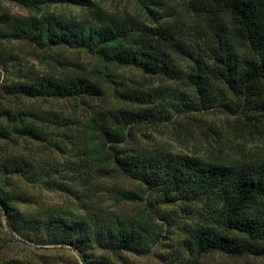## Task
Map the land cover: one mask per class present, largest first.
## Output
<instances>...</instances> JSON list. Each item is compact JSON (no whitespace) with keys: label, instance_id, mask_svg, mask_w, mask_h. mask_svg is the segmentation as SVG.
Here are the masks:
<instances>
[{"label":"trees","instance_id":"1","mask_svg":"<svg viewBox=\"0 0 264 264\" xmlns=\"http://www.w3.org/2000/svg\"><path fill=\"white\" fill-rule=\"evenodd\" d=\"M0 1L29 11L16 22L0 24V67L15 77L0 86L2 101L74 97L86 103L103 93V83L118 84L108 74L110 68L135 69L144 75L143 82L157 77L180 81L184 79V63L189 93L183 94L177 113L209 111L220 100L218 94L225 92L229 97L223 109L233 116L243 115L249 127L259 129L260 137H264V0H182L193 14L192 35L180 28L179 18L164 19L163 0H157L158 5L141 0L149 11L144 19L119 17L97 8L95 22H77L49 11L56 5L95 8L90 0ZM14 41L42 50L77 47L96 56L103 70L52 81L33 73L24 75L22 62L12 47ZM139 84L123 91L116 87L115 92L122 98L117 105L96 110L90 107V117L81 127L76 144L81 149L79 168L99 166L100 177L121 173L142 183L146 194H157L165 205L183 203L189 208L206 200L204 208L209 214H200L202 222L190 232V247L200 256H260L258 245L264 244V159L160 157L126 149L134 126L171 119L162 98L151 99L150 94L160 89L152 86L144 90L145 84ZM16 137L47 143L51 140L50 127L26 109L1 103L0 142ZM33 165L34 160L27 155H0V228L6 226L9 236L34 245L71 247L79 253L95 249L103 258L108 257V264H117L123 253L151 254L157 234L165 229L153 211L92 224L79 218L75 222L42 217L33 220L31 214L19 210L18 204L31 197L13 183L18 177L28 176ZM119 195L133 203L145 200L131 191ZM226 232L236 233L239 239ZM6 247L0 239V264H21L17 259H5ZM83 261L93 264L90 255H85Z\"/></svg>","mask_w":264,"mask_h":264},{"label":"rangeland","instance_id":"2","mask_svg":"<svg viewBox=\"0 0 264 264\" xmlns=\"http://www.w3.org/2000/svg\"><path fill=\"white\" fill-rule=\"evenodd\" d=\"M89 1V0H87ZM95 8L61 6L50 8L54 16H65L77 22H95V9L108 14L125 17L127 15L149 17L147 5L141 0H90ZM161 9L166 14L164 19L179 18L181 29L192 35L193 14L188 11L182 0H163ZM160 2L148 0V4ZM162 13V12H161ZM29 11L9 1H0V24L16 22L17 17H26ZM14 53L21 60L22 73H33L37 77L65 80L90 75L93 71L103 70L96 56L77 47H53L42 50L36 45L21 41L12 44ZM183 78L187 76V65L182 63ZM185 70V71H184ZM108 74L118 83L112 86L103 83V93L86 103L74 97H47L40 99H11L0 105L26 109L32 112L40 123L49 125L50 142L44 143L26 137H16L8 142H0V155L4 158L10 154L32 157L33 170L28 176L18 177L14 185L31 197L27 202L18 204L21 211L32 215V219L42 217L49 219L75 218L85 223L101 224L118 217H134L142 211H153L158 223H164L165 229L157 234L158 241L149 255L123 253L117 264H264V244L258 245L261 255L247 256L242 259L229 258L223 254L200 256L190 247L191 230L201 221V213L209 214L204 208L205 201L188 208L183 203L177 205L162 204L157 194H146L144 185L121 173L100 177L98 167L79 168L81 127L88 122L91 108L112 107L122 98L115 92L123 89L137 88L139 82L145 84L142 89L158 87L152 92L151 99L162 98L165 111L171 119L136 125L132 128L133 136L125 148L142 150L160 157H206L208 159L224 158L229 161L245 158L264 159V137L259 129L250 128L247 119L233 116L223 109L229 94H218L216 106L203 112L180 115L178 104L184 93H189L185 80L171 81L164 78L145 80L144 75L135 69L110 68ZM111 78V77H110ZM15 80L0 67V86ZM108 80V79H107ZM146 92H149L146 91ZM90 105V106H89ZM82 156V155H81ZM77 164V166H76ZM47 185L49 189L46 188ZM121 191L136 192L142 199L135 203L120 197ZM208 203V202H207ZM152 214V213H151ZM212 215L208 218L212 220ZM207 220V221H209ZM164 221H168L165 223ZM205 220H203L204 223ZM5 226V217L3 218ZM207 225V224H206ZM228 236L239 239L236 233L226 232ZM21 238V237H20ZM0 239L7 247L5 259H17L21 264H85L83 257L90 255L93 264H108V257L103 258L95 249L79 253L76 249L48 244L34 245L30 242L14 239L8 235V229L0 228ZM111 259V257H109Z\"/></svg>","mask_w":264,"mask_h":264}]
</instances>
